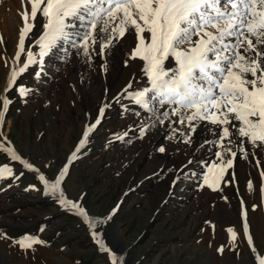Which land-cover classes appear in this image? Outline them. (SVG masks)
Returning <instances> with one entry per match:
<instances>
[{
    "label": "rangeland",
    "instance_id": "1",
    "mask_svg": "<svg viewBox=\"0 0 264 264\" xmlns=\"http://www.w3.org/2000/svg\"><path fill=\"white\" fill-rule=\"evenodd\" d=\"M23 11L22 0H0V95L12 100L0 141L6 137V146L10 142L46 179L54 180L99 109L109 107L78 158L68 164L61 185L66 197L79 202L96 222L94 229L45 195L38 173L0 151V165L9 163L20 177L0 180V264H112L111 253L120 258L118 264H259L256 256H264V148L245 143V159L234 147L237 156L219 188L201 186L208 167L218 162L215 153L222 151L216 136L207 140L213 126L198 122L191 143H185L178 134L173 138V129L187 131L184 125L176 120L157 123L130 101L124 92L129 82L128 91L150 86L141 60L124 63L134 47L131 35L103 58L94 55L91 64L71 48L68 56L54 49L42 67L30 66L5 93L10 71L17 66L13 58L23 26L18 13ZM29 23L34 27L25 48L38 52L35 40L44 19L38 13ZM25 59L22 55L19 67ZM105 62L107 71L101 68ZM20 85L32 91L21 97ZM142 124L151 125L143 136ZM244 212L251 246L244 233ZM229 227L237 233L234 242ZM93 231L109 252L100 249ZM25 234L46 243L21 249L13 241Z\"/></svg>",
    "mask_w": 264,
    "mask_h": 264
},
{
    "label": "snow or ice",
    "instance_id": "2",
    "mask_svg": "<svg viewBox=\"0 0 264 264\" xmlns=\"http://www.w3.org/2000/svg\"><path fill=\"white\" fill-rule=\"evenodd\" d=\"M22 6L24 11L18 14L23 26L19 29L18 50L13 58L17 66L10 71L5 93L13 89L17 78L30 66L42 67L44 57L54 49H61L68 56L71 48L91 64L94 55L103 58L107 51L131 35L134 47L126 53L128 59L124 63L127 66L128 60H141L150 86L128 91L132 88L129 82L124 92L130 101L154 116L157 123L163 124L175 116L174 123L184 125L187 131L173 129V138L178 134L185 143H191V133L195 132L198 122L213 126L215 143L222 151L215 153L218 162L208 167L201 186L219 188L225 171L233 166V158L237 156L234 147L245 159L249 155L245 143L254 149L264 148V0H22ZM38 13L44 23L42 33L35 40L39 51L34 52L30 47L26 50L25 40L34 27L29 20L35 21ZM22 55L26 59L19 67ZM173 62L174 67L171 66ZM166 63L169 66L166 67ZM101 68L107 71V63ZM36 77H40V72ZM17 91L25 97L32 90L20 85ZM116 99L119 101V97ZM11 103L7 95H0V127ZM165 105L170 112L159 111ZM107 107L109 105L102 106L95 122L86 127L68 164L78 158L77 153L101 123ZM149 127L151 125H141V136ZM5 141L6 137L0 141V151L10 161L38 173L45 195L52 196L65 210L81 217L89 228L96 227L87 210L79 202L68 199L61 187L68 164L54 180H48L22 158L10 142L6 146ZM159 151L164 152L165 148L160 147ZM226 156L229 158L225 159ZM261 176L264 177V172ZM7 178L18 180L20 177L9 163H4L0 165V180ZM248 188H253L251 181ZM243 215L244 233L251 246L247 213ZM227 231L230 242H234L237 233L231 227ZM92 235L102 251H110L95 231ZM3 238L8 237L3 234ZM13 242L24 250L46 243L30 234ZM218 250L222 252L223 247ZM252 251L255 253L256 249ZM119 259L111 253L112 264H118ZM256 259L264 264V256H256Z\"/></svg>",
    "mask_w": 264,
    "mask_h": 264
},
{
    "label": "bare ground",
    "instance_id": "3",
    "mask_svg": "<svg viewBox=\"0 0 264 264\" xmlns=\"http://www.w3.org/2000/svg\"><path fill=\"white\" fill-rule=\"evenodd\" d=\"M174 64V63H173ZM163 111H169L170 112V108L167 106V105H165L163 108H160V112H163ZM177 118L175 117V116H172L171 118H170V120H169V124H171V123H173V121L174 120H176ZM203 124V123H202ZM201 125V124H200ZM200 128V127H199ZM198 128V129H199ZM209 129V128H208ZM211 129H213V127L211 128ZM210 130V129H209ZM208 130V131H209ZM214 130V129H213ZM212 133V132H211ZM213 136H215L214 134H212L211 136H209L208 138H207V140H213L212 138H213ZM206 140V139H205ZM186 186L187 185H185V188H186ZM189 187V186H188Z\"/></svg>",
    "mask_w": 264,
    "mask_h": 264
}]
</instances>
